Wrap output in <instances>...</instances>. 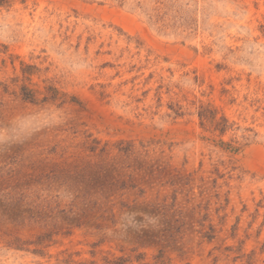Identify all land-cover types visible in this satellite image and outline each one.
I'll return each instance as SVG.
<instances>
[{
  "label": "rangeland",
  "instance_id": "1",
  "mask_svg": "<svg viewBox=\"0 0 264 264\" xmlns=\"http://www.w3.org/2000/svg\"><path fill=\"white\" fill-rule=\"evenodd\" d=\"M0 264H264V0H4Z\"/></svg>",
  "mask_w": 264,
  "mask_h": 264
},
{
  "label": "trees",
  "instance_id": "2",
  "mask_svg": "<svg viewBox=\"0 0 264 264\" xmlns=\"http://www.w3.org/2000/svg\"><path fill=\"white\" fill-rule=\"evenodd\" d=\"M3 2H4V0H0V4H2ZM20 93H21L23 99L29 100L31 102L35 101L34 90L28 88L27 86H25V85L21 86L20 87ZM200 117L202 119L209 120L211 122V124H213L214 128L218 129L220 132H223L226 128V119L225 118H220L219 120H215L214 114L207 116L205 114V112H200ZM220 143L226 144L223 141H220ZM226 145L230 150L236 151L238 149V147L233 146L229 143H227Z\"/></svg>",
  "mask_w": 264,
  "mask_h": 264
}]
</instances>
